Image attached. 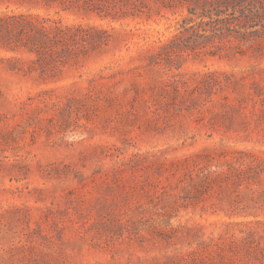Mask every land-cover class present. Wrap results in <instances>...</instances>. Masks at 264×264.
Returning a JSON list of instances; mask_svg holds the SVG:
<instances>
[{
  "label": "rangeland",
  "instance_id": "rangeland-1",
  "mask_svg": "<svg viewBox=\"0 0 264 264\" xmlns=\"http://www.w3.org/2000/svg\"><path fill=\"white\" fill-rule=\"evenodd\" d=\"M0 19V264H264V0Z\"/></svg>",
  "mask_w": 264,
  "mask_h": 264
},
{
  "label": "trees",
  "instance_id": "trees-1",
  "mask_svg": "<svg viewBox=\"0 0 264 264\" xmlns=\"http://www.w3.org/2000/svg\"><path fill=\"white\" fill-rule=\"evenodd\" d=\"M1 21H3V23H1V26L3 27V28H5L6 30H13V28H15V27H18V30H20L19 32H21V29H23L22 27H24V26H26V25H28L29 27H32V24L30 23V22H28V21H26V20H24L23 22L21 21H19V22H14L13 24L12 23H10V22H8V21H6V20H1L0 19V22ZM11 26H13V27H11ZM80 37L81 38H84V36H82V35H80ZM31 38H34V37H32L31 36Z\"/></svg>",
  "mask_w": 264,
  "mask_h": 264
}]
</instances>
